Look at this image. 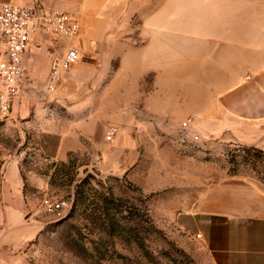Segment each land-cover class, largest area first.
Masks as SVG:
<instances>
[{"label": "crops", "instance_id": "0c3cea01", "mask_svg": "<svg viewBox=\"0 0 264 264\" xmlns=\"http://www.w3.org/2000/svg\"><path fill=\"white\" fill-rule=\"evenodd\" d=\"M23 7L43 5L79 16L78 39L43 38L24 59L29 82L45 84L53 59L70 47L86 62L81 80L93 81L96 97L81 103V114L97 101L99 126L127 130L135 121L174 143L181 125L204 139L255 145L264 140V0H0ZM47 39V40H46ZM103 68L92 79L90 66ZM110 78V79H109ZM70 79L75 80L73 72ZM51 160L65 162L83 152V137L64 134ZM50 135V136H51ZM122 135V134H121ZM121 135L118 137L120 139ZM117 140V141H118ZM133 141L115 147L97 143L105 170L123 172L134 158ZM175 144V143H174ZM132 156V157H131ZM19 172L10 168L2 188L8 223L21 225L25 210ZM194 199V197H193ZM177 224L201 235L213 264H264V193L239 178H226L184 203Z\"/></svg>", "mask_w": 264, "mask_h": 264}, {"label": "rangeland", "instance_id": "374dc122", "mask_svg": "<svg viewBox=\"0 0 264 264\" xmlns=\"http://www.w3.org/2000/svg\"><path fill=\"white\" fill-rule=\"evenodd\" d=\"M91 61L82 58L55 94L47 92L46 83L27 81L10 116L0 121V264H213L202 240L176 218L185 202L226 178L245 180L264 193V140L244 145L198 136V142L182 145L148 128L137 137L131 127L100 128L96 100L95 108L80 112L83 100L110 83L98 88L81 80ZM103 68L112 75L114 67L95 65L88 68L89 77ZM112 125L122 135L109 144L105 136ZM87 129L93 137L83 152L65 162L49 158L60 138L50 133L72 141L74 133L83 137ZM188 134L197 136L191 129ZM126 141L135 143L134 158L123 172L105 170L96 144ZM10 168L19 172L26 205L21 225L8 223L11 212L2 200ZM45 198L69 201L71 209L51 217L42 208Z\"/></svg>", "mask_w": 264, "mask_h": 264}, {"label": "built area", "instance_id": "2783aa9c", "mask_svg": "<svg viewBox=\"0 0 264 264\" xmlns=\"http://www.w3.org/2000/svg\"><path fill=\"white\" fill-rule=\"evenodd\" d=\"M81 32V21L75 14L47 9L40 4L23 7L0 3V121L10 116L15 102L25 91L28 78L24 59L30 46L36 44L41 47L43 38L55 41L75 40L80 37ZM81 60L82 55L76 47H70L63 55L54 57L47 77V92L57 93L72 68ZM191 123L189 119L181 125L176 136L177 143L185 145L199 141L198 136L189 137ZM145 128L142 122L135 121L131 127L132 136L141 135ZM120 135V128L112 125L107 129L105 140L114 144ZM42 208L47 215L61 218L66 210L71 209V204L69 201L45 198ZM196 238L202 239L201 235Z\"/></svg>", "mask_w": 264, "mask_h": 264}]
</instances>
